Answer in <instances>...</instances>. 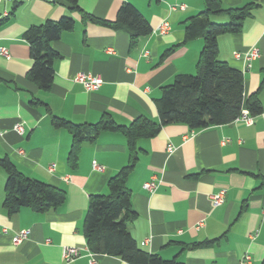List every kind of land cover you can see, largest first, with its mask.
<instances>
[{
    "label": "crops",
    "instance_id": "obj_1",
    "mask_svg": "<svg viewBox=\"0 0 264 264\" xmlns=\"http://www.w3.org/2000/svg\"><path fill=\"white\" fill-rule=\"evenodd\" d=\"M123 2L134 5L151 29L133 45L127 32L84 21L66 0L0 1V46L9 51V57L0 54V157H8L23 175L65 192L64 201L49 210L21 206L9 213L3 204L7 173L0 166V264H88L82 224L88 197L107 194L108 179L131 155L121 130H101L80 142L72 158V134L55 126L53 117L74 124H94L103 115L120 126L137 117L159 122L162 87L177 74L196 72L204 41L186 39L184 26L204 9L202 0H77L86 13L110 22ZM221 3L248 7L239 31L217 36V56L242 72L244 99L256 97L262 111L251 115V122L235 118L201 129L177 122L137 138L135 165L125 181L135 211L128 229L139 247L163 259L246 264L242 260L249 253L247 264H264V0ZM65 15L74 25L52 42L58 53L54 74L50 87L42 89L26 76L32 57L23 33ZM209 18L220 24L230 20L224 12ZM162 20L170 26L158 33ZM251 46L259 55L247 62ZM80 71L100 75L102 83L85 89L74 80ZM93 161L103 169H94ZM150 180L157 183L151 193L143 188ZM220 189L224 200L213 205L210 196ZM21 229L29 235L14 244L11 237ZM64 246H76L80 254L65 262ZM94 257L98 264H128L113 255Z\"/></svg>",
    "mask_w": 264,
    "mask_h": 264
},
{
    "label": "trees",
    "instance_id": "obj_2",
    "mask_svg": "<svg viewBox=\"0 0 264 264\" xmlns=\"http://www.w3.org/2000/svg\"><path fill=\"white\" fill-rule=\"evenodd\" d=\"M66 1L84 21L113 24L124 30L132 45L151 30L146 18L129 2L122 3L115 21L110 22L86 13L78 6L77 0ZM202 1L204 9L191 16L184 26L186 39L202 37L204 41L199 51L196 72L177 74L172 82L162 87L160 98L156 101L159 122L147 117H137L128 126H120L103 115L94 124H74L53 117L55 126L64 127L72 134V158L80 142L93 139L101 130H121L130 147L131 155L127 164L117 170L106 183L108 193L88 197V207L82 223L83 236L87 249L95 254L117 256L128 264H185L176 258L163 259L157 253L148 252L139 247L130 234L128 223L135 216V211L131 209L130 190L125 186V181L136 161L132 144L139 137L153 136L165 124L181 122L190 129H201L234 120L242 108H246L250 115L262 111L256 97L251 101L244 99L242 72L217 56V36L239 31L241 21L249 14L248 7L224 8L221 0ZM221 12L228 14V22L220 24L210 21V15ZM73 25V17L65 15L56 20L45 19L40 24L29 26L23 33L32 57L26 76L38 87H50L54 74L52 63L58 55L51 46L52 42L60 37L62 31L71 30ZM0 166L7 173L3 204L9 213L21 206L43 212L64 201L63 189L23 175L8 157H0Z\"/></svg>",
    "mask_w": 264,
    "mask_h": 264
},
{
    "label": "built area",
    "instance_id": "obj_3",
    "mask_svg": "<svg viewBox=\"0 0 264 264\" xmlns=\"http://www.w3.org/2000/svg\"><path fill=\"white\" fill-rule=\"evenodd\" d=\"M1 1V0H0ZM176 7V5H172L171 8ZM179 8H183V5L181 3V5H179ZM170 24L168 21L166 20H162L157 27L155 28V30L158 33H164L166 32L169 28ZM259 48L257 46H251L249 49H247V51L245 52L244 55V59L248 62L251 59L257 57L259 55ZM0 54L5 56V57H9V51L6 47L0 46ZM234 55L236 57H238L240 54L238 52H235ZM74 80L78 81L79 83H82V85L84 86L85 89L90 90V89H97L100 84L102 83V78L100 75H94L91 72H83L80 71L78 72L75 76H74ZM238 116L236 117L237 119H242L246 122H251L252 121V116L248 113V110L246 108H242L240 113L237 114ZM15 130L18 132H22L23 131V127L22 125H15ZM92 167L94 169L97 170H102L103 166L96 163L95 161H93L92 163ZM54 168V165H50L49 166V170H52ZM156 182H154L153 180L150 181H145L143 182V188L150 191V193L155 189L156 187ZM224 189H220L219 191H216L215 193L211 194L210 198L211 201L213 203V205H218L221 204L224 200ZM4 231H6V228H3ZM29 235V229H21L19 231H17L16 233H14L11 237L12 242L14 244H18L20 243L22 240H24L26 237H28ZM88 248V247H87ZM86 248V249H87ZM62 250V257L63 260H65V262H70L72 261L76 256H78L80 254V249H78V247L76 246H64ZM88 250V255H89V259H88V264H98L95 260V253ZM251 261V256L249 255V253L244 254L243 263H250Z\"/></svg>",
    "mask_w": 264,
    "mask_h": 264
},
{
    "label": "rangeland",
    "instance_id": "obj_4",
    "mask_svg": "<svg viewBox=\"0 0 264 264\" xmlns=\"http://www.w3.org/2000/svg\"><path fill=\"white\" fill-rule=\"evenodd\" d=\"M195 73V72H194ZM194 73H191V74H194Z\"/></svg>",
    "mask_w": 264,
    "mask_h": 264
}]
</instances>
